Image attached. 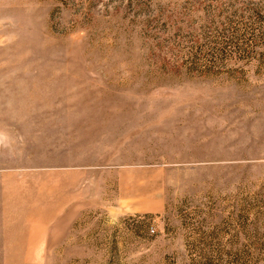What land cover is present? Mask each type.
<instances>
[{
    "label": "rangeland",
    "instance_id": "rangeland-1",
    "mask_svg": "<svg viewBox=\"0 0 264 264\" xmlns=\"http://www.w3.org/2000/svg\"><path fill=\"white\" fill-rule=\"evenodd\" d=\"M0 264H264V0H0Z\"/></svg>",
    "mask_w": 264,
    "mask_h": 264
}]
</instances>
